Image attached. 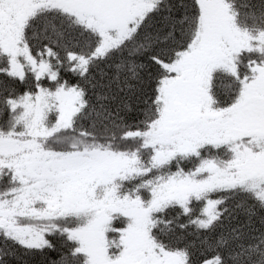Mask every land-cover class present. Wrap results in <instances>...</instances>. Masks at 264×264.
I'll list each match as a JSON object with an SVG mask.
<instances>
[{
    "label": "snow or ice",
    "instance_id": "obj_1",
    "mask_svg": "<svg viewBox=\"0 0 264 264\" xmlns=\"http://www.w3.org/2000/svg\"><path fill=\"white\" fill-rule=\"evenodd\" d=\"M0 264H264V0H0Z\"/></svg>",
    "mask_w": 264,
    "mask_h": 264
}]
</instances>
